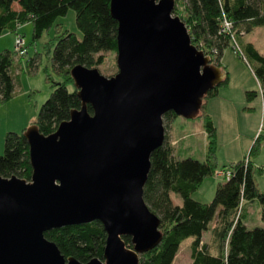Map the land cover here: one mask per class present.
<instances>
[{
	"label": "water",
	"instance_id": "95a60500",
	"mask_svg": "<svg viewBox=\"0 0 264 264\" xmlns=\"http://www.w3.org/2000/svg\"><path fill=\"white\" fill-rule=\"evenodd\" d=\"M174 3L109 1L117 71L74 65L80 108L47 135L26 127L30 180L0 175V264H138V254L159 243V219L142 192L150 154L164 139L162 115L196 118L202 96L223 78L172 15ZM92 220L106 234L103 261L64 257L44 236Z\"/></svg>",
	"mask_w": 264,
	"mask_h": 264
},
{
	"label": "trees",
	"instance_id": "16d2710c",
	"mask_svg": "<svg viewBox=\"0 0 264 264\" xmlns=\"http://www.w3.org/2000/svg\"><path fill=\"white\" fill-rule=\"evenodd\" d=\"M109 1L0 0V35L4 31L19 35V26L30 22V43L33 44L44 31L54 27V36L43 46L51 69V73L45 72V80L51 82L52 88L30 123L35 124L40 133L53 132L61 121L69 118L71 110L80 108L71 67L80 64L98 69L104 53L116 51L117 21L110 15ZM174 2L183 6V14L178 16L187 27L191 43L211 58L212 65L220 67L223 78L202 96L199 105L197 118L206 136L203 159L181 158L173 152L167 131L178 115L173 111L162 115L164 139L150 154V167L142 192L145 204L159 219L162 237L155 247L138 254V264H171L180 242L187 237H191V264H264V226L248 227L246 215L247 205L256 202L264 222V189L258 188L253 176V158L260 147H264V139L263 142L259 139L264 138V133L256 135L246 155L222 166L230 171V175L217 182L209 202H200L191 196L204 177L218 170L215 126L205 104L208 98L217 94L220 86L227 83V72L220 59L224 48L231 46L232 41L237 40L239 52H235L246 60L258 82L264 104V53L259 52L251 41L240 40L254 26L264 24V0ZM68 9L74 11L80 38L74 32L61 29L55 22ZM172 14L177 15L175 6ZM224 21L230 23V28L222 31ZM23 48L26 50L25 44ZM14 52L0 49V103L9 100L15 92L18 66L14 64ZM39 62V53L34 52L25 61L26 72L34 73ZM51 74L59 80H54ZM256 94V90H246L245 98L250 101ZM87 109L91 113L89 105ZM25 129L4 134L3 153L0 154V175L3 177L16 175L30 180ZM258 169L263 170V166ZM171 194L179 197L180 202L174 203ZM207 230L209 237L205 240ZM44 236L56 244L64 257L72 256L82 262L97 257L103 261L106 234L97 220L52 228L45 231ZM122 239L125 246L132 248L129 236L124 235Z\"/></svg>",
	"mask_w": 264,
	"mask_h": 264
},
{
	"label": "rangeland",
	"instance_id": "374dc122",
	"mask_svg": "<svg viewBox=\"0 0 264 264\" xmlns=\"http://www.w3.org/2000/svg\"><path fill=\"white\" fill-rule=\"evenodd\" d=\"M176 14H183V6L174 3ZM174 8V7H173ZM174 15V14H172ZM59 23L61 29L74 32L78 38L81 32L76 27L74 21L73 9H68L66 14L59 16L55 20ZM17 33L23 38L26 54L18 55L14 52V64H17L18 70L17 84L14 95L7 101L0 103V154L3 153L4 134L6 131L19 132L23 127L31 125L34 120L40 104L48 97L51 91V82L45 80V72L51 73L50 63L44 55V43L47 39L54 36V27L44 31L35 43L31 40V24L26 22L19 26ZM16 34L3 32L0 35V49L14 50ZM240 40L251 41L257 50L264 53V24L254 26L249 32L240 37ZM238 43L232 41L231 46L224 48L220 62L227 72L226 85L220 86L218 96L209 98L208 110L212 114V121L216 128L218 137L215 157L218 163V169L222 166L242 158L247 154L249 147L257 135L250 133L255 128L257 133H264V114L261 111V104L255 107V103L260 101L258 97V86L246 60L235 51H238ZM34 52L39 53L40 62L34 73L28 74L25 70V61ZM239 52V51H238ZM46 70V71H45ZM98 70L102 75L111 76L117 71L116 51L104 53V60ZM54 80L59 78L51 74ZM255 89L257 94L247 102L243 98V90ZM262 99V98H261ZM252 105L257 108V112L243 111L242 105ZM245 105V106H246ZM255 122V123H254ZM233 123V132L231 127ZM254 123V124H253ZM243 131L242 135L238 132ZM229 132V134H228ZM168 133V140L173 148V152L178 157L192 156L197 159H203L206 152V136L199 118L185 119L177 116L171 121ZM263 142L264 138H259ZM249 143L248 146L245 145ZM232 158V159H231ZM254 169L253 176L259 189H264V147L253 158ZM263 166L259 171L258 167ZM222 176L215 173L202 179L197 188L191 193L192 198L200 202H209L217 182L221 181ZM174 203H179L180 198L171 194ZM248 227L259 225L264 226V222L259 216V206L252 202L246 207ZM212 223L210 224V226ZM209 237V230L204 232V239ZM191 237L184 238L178 247L171 264H191L190 257Z\"/></svg>",
	"mask_w": 264,
	"mask_h": 264
},
{
	"label": "crops",
	"instance_id": "0c3cea01",
	"mask_svg": "<svg viewBox=\"0 0 264 264\" xmlns=\"http://www.w3.org/2000/svg\"><path fill=\"white\" fill-rule=\"evenodd\" d=\"M4 32H8V31H4ZM2 33H3V32H2ZM2 33H1V34H2ZM221 71H222V70H221ZM222 73H223V72H222ZM255 80H256V79H255ZM256 83H257L258 90H259V85H258L257 80H256ZM250 90H255V89H250ZM245 91H246V90H243V98H244L245 101H247L246 98H245ZM218 94H219V92H217V94H216L215 96H218ZM258 94H259V95H258V97H259V96L261 95V94H260V91L258 92ZM213 97H214V96H213ZM210 98H211V97H210ZM208 101H209V98H208L207 101H206V104H205V110H206V112L209 114V116L212 118V114H211L210 111L208 110V109H209V108H208ZM250 101H251V100H250ZM247 102H249V101H247ZM260 104H261V111H262L263 114H264V104H263V101H262V99H261V96H260V101H257V102L255 103V107L260 106ZM245 105H246V104H245ZM245 105H244V106L242 105L243 111L246 110V112H248V111H250V112H257V108H254V104H252V105L250 104V105H246V106H245ZM247 106L250 107V109H248ZM254 123H255V122H254ZM254 123H253V124H254ZM232 125H233V123H231V127H230V128L232 129V132H233V126H232ZM252 132L254 133V135L258 134V133H257V130L255 131V128H254L253 130H251L250 133H252ZM215 133H217V132H216V128H215ZM242 133H243L242 130H241V132H238L239 135H242ZM228 134H229V132H228ZM255 137H256V136H255ZM255 137H254V138H255ZM217 139H218V137H217V135H216V141H217ZM248 145H249V143H247V144L245 145V147L248 146ZM231 159H232V158H231Z\"/></svg>",
	"mask_w": 264,
	"mask_h": 264
},
{
	"label": "built area",
	"instance_id": "2783aa9c",
	"mask_svg": "<svg viewBox=\"0 0 264 264\" xmlns=\"http://www.w3.org/2000/svg\"><path fill=\"white\" fill-rule=\"evenodd\" d=\"M230 28V23L227 21L223 22V26L221 28L222 31L228 30ZM24 42L23 39L21 37H19V35H16L15 37V45H14V50L17 52V54L19 55H23L26 53V50L23 48ZM216 175L218 176H222V178H227L230 175V171L227 169H218L215 172Z\"/></svg>",
	"mask_w": 264,
	"mask_h": 264
}]
</instances>
